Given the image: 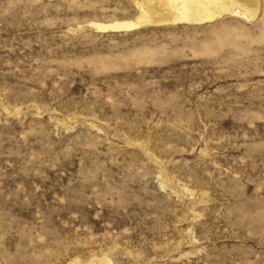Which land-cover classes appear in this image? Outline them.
Returning <instances> with one entry per match:
<instances>
[{
    "label": "rangeland",
    "instance_id": "rangeland-1",
    "mask_svg": "<svg viewBox=\"0 0 264 264\" xmlns=\"http://www.w3.org/2000/svg\"><path fill=\"white\" fill-rule=\"evenodd\" d=\"M257 9L102 32L136 0H0V264H264Z\"/></svg>",
    "mask_w": 264,
    "mask_h": 264
},
{
    "label": "bare ground",
    "instance_id": "bare-ground-1",
    "mask_svg": "<svg viewBox=\"0 0 264 264\" xmlns=\"http://www.w3.org/2000/svg\"><path fill=\"white\" fill-rule=\"evenodd\" d=\"M251 2L252 6L251 3L250 6L247 5V0H136L138 17L136 16L135 20L90 22L89 26L102 32H121L148 25H201L212 22L225 13L254 18L257 15L258 0ZM91 121L92 126L98 130L108 131L107 127L95 124L96 120ZM100 260L103 263L107 262L106 258ZM75 263L74 261L70 264Z\"/></svg>",
    "mask_w": 264,
    "mask_h": 264
}]
</instances>
